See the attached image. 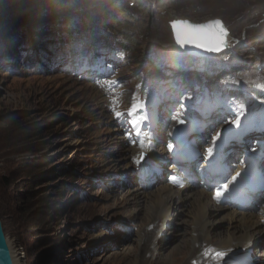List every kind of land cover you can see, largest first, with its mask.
Wrapping results in <instances>:
<instances>
[{
  "label": "rangeland",
  "instance_id": "374dc122",
  "mask_svg": "<svg viewBox=\"0 0 264 264\" xmlns=\"http://www.w3.org/2000/svg\"><path fill=\"white\" fill-rule=\"evenodd\" d=\"M64 1L40 4L0 28V205L13 252L21 264H39L46 249L57 264H169L172 252L181 256L176 264H183L197 226L192 205L183 214L173 208V224L156 219L154 235L173 233L167 249L152 247L147 256L154 258H144L139 239L155 223L153 218L145 224L151 219L145 216L153 212L158 186L169 185L170 172L144 179L137 150L159 128L163 155L171 152L180 122L205 140L203 148L224 132H243L241 118L231 110L225 115L197 111L205 105L188 103L187 91L164 83L173 82L164 71L173 74V67L188 65V74L198 73L201 80L212 75L211 84L225 81L237 88L264 82V0ZM112 8L121 16L118 28L109 23ZM176 17L223 19L232 46L216 58L194 60L175 44L170 22ZM51 28H60L56 36L44 33ZM69 29L72 35L64 31ZM121 33L135 43L131 49L123 51L114 42H121ZM85 34L89 47H72L71 58L68 51L52 48L64 49L69 38L83 41ZM97 35L108 36V43L96 42ZM150 116L160 125L154 126ZM260 118L263 122L264 112ZM246 136L252 145L264 143V131ZM170 161L161 168L166 170ZM3 178L9 181L1 184ZM135 188L141 197L130 195ZM225 213L207 214L212 232L228 225L220 221ZM257 248L264 244L254 252ZM222 255L213 264L231 263Z\"/></svg>",
  "mask_w": 264,
  "mask_h": 264
},
{
  "label": "bare ground",
  "instance_id": "6f19581e",
  "mask_svg": "<svg viewBox=\"0 0 264 264\" xmlns=\"http://www.w3.org/2000/svg\"><path fill=\"white\" fill-rule=\"evenodd\" d=\"M229 42L230 46H232V33H230ZM179 68L189 69V66L184 65L179 66ZM251 88L254 90L257 100L262 101L264 97V82L255 83ZM153 123L157 124V121L153 120ZM234 134L235 132H232L230 137H233ZM158 135L159 134H157L156 136H151L153 142H155V139ZM118 138L121 146H124V139L122 137ZM228 139H217L215 144L210 147L209 152L205 156L206 169L209 175L211 174V172H213L215 161L219 158L221 159L220 167L223 168V172L230 170L228 162L230 161L231 155H226L225 153ZM175 140L176 141L172 165L177 166V164L180 163L179 160L182 158L184 150H190L191 155L198 152V150L196 149L194 142H191V140L187 141V138L183 134V131L177 134ZM239 140L240 138L234 141V146H239ZM156 141L158 143L157 139ZM145 146L149 147L148 151L152 153L150 154V156H152L151 159L146 163L147 169L143 168L142 170L144 176L147 172L149 175L155 173V169L157 170L159 168V165L163 161V157H159V159H157V156L158 154L161 155L164 152V150L160 147L161 145L152 146L148 143H146L145 145L142 144L141 147H143V150ZM261 150L264 155V148H261ZM253 151H256V149L247 151V154L249 155L255 153ZM255 157H259V154H254V158ZM252 158L253 157H250V159ZM260 161V173L262 176H264V157H262V160ZM131 166L132 165L129 162L127 163L126 168H131ZM174 166H170V169L173 170ZM244 168L245 166H237L233 171V176L239 174ZM174 174L178 176L179 183H182V185L186 187L184 189H176L174 187L177 185L173 186V184L170 182L172 186L167 184L158 186V188L154 192L153 195L157 199V201H153L150 206V210H153V212L151 213V215L149 214L150 216H145V218H151L149 222L145 224L149 225L150 222H153L151 221L153 220V218L155 220V223L149 225V227H153L152 239L150 238L149 227L147 229H144L145 233L143 235L141 234L139 239V245H141L144 249L143 252L145 260L154 258H150L149 256H147V254L151 252L152 247L160 249V252V246H163V248L167 249L168 245H166V242L173 233L172 232L170 236H164L163 234L159 236L154 235V226L157 225L156 219H159L162 216L165 220H167V222L169 221L170 224H173L172 222L174 220L170 219L172 217L171 210L173 208H176L179 214H183L184 209L192 205V207L195 209L196 217H193L197 219V226L193 231V239L189 242L191 243L190 248H188L189 256L183 261V264H213L216 261H220L219 258L221 257V254H223V259H228L231 264H264V249L260 248V246L262 247V245L264 244V209L256 208V211L251 209L239 211L238 209L228 204L219 205L214 202V189L213 187H210L209 184L200 183V186L196 187L195 183L191 182L188 177L179 173ZM129 192L130 195L134 196V198H138L143 195L139 188H135L133 192L129 190ZM135 194L138 196H136ZM224 212L226 213L220 221H228V225L224 230H217L212 232L209 224H206L207 214H221ZM135 215L134 218L138 216L137 214ZM238 230H243L241 231L243 232V235L240 234L239 236L235 237V233ZM169 232L170 230L167 231V234ZM11 243H13L15 247V243ZM12 246L10 245L13 252ZM255 246L259 247L260 250H258L257 248L256 252H253ZM179 250L182 251L183 249ZM174 253L175 252L171 253L170 259L172 261L169 262V264H176L177 261H179V259L181 258V256L174 257ZM184 254L185 253H183L182 255L184 256ZM13 261L15 264H21V260L19 262V256H17L16 250L13 252Z\"/></svg>",
  "mask_w": 264,
  "mask_h": 264
},
{
  "label": "water",
  "instance_id": "95a60500",
  "mask_svg": "<svg viewBox=\"0 0 264 264\" xmlns=\"http://www.w3.org/2000/svg\"><path fill=\"white\" fill-rule=\"evenodd\" d=\"M222 22V23H221ZM176 45L194 57H215L230 48V30L221 18L194 22L176 17L170 22ZM0 211V264H15Z\"/></svg>",
  "mask_w": 264,
  "mask_h": 264
},
{
  "label": "trees",
  "instance_id": "16d2710c",
  "mask_svg": "<svg viewBox=\"0 0 264 264\" xmlns=\"http://www.w3.org/2000/svg\"><path fill=\"white\" fill-rule=\"evenodd\" d=\"M51 0H1L0 1V28H3V26H12L15 24V22H17V20L22 18V14H26L29 11H32L34 8H36V6H39L40 4H48L50 3ZM65 3L68 2V0L64 1ZM4 10H7L9 13L8 14H4ZM116 9L112 8L111 10V14H112V18H111V22H109L110 24H112L115 28V26L118 28V26L122 23L120 20V14L115 12ZM88 14V13H87ZM89 15V14H88ZM56 30H60V28H51L49 30V32H44L46 33V35L49 36H56L55 32ZM65 32H72L71 29L69 30H64ZM122 39L120 40L122 46L125 49H131L135 43L133 41H131V39H128L127 37H125V34L121 33L120 34ZM52 48H58V47H52ZM2 179V178H1ZM9 179L3 178V181H1V184H5V182H8ZM36 205V203L34 204ZM32 205V206H34ZM28 208H21V210L23 211H27ZM0 211H1V205H0ZM37 225H39L40 228H44V224H42V222H36ZM45 255H41L40 256V260H39V264H50L49 261H52V264H57V263H53L54 260H52L50 257V253H48L47 249L44 250Z\"/></svg>",
  "mask_w": 264,
  "mask_h": 264
},
{
  "label": "snow or ice",
  "instance_id": "6c2138e0",
  "mask_svg": "<svg viewBox=\"0 0 264 264\" xmlns=\"http://www.w3.org/2000/svg\"><path fill=\"white\" fill-rule=\"evenodd\" d=\"M222 23V22H221Z\"/></svg>",
  "mask_w": 264,
  "mask_h": 264
}]
</instances>
